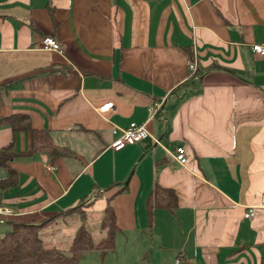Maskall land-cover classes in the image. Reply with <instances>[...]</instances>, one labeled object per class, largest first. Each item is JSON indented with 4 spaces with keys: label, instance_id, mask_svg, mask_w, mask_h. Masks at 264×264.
Listing matches in <instances>:
<instances>
[{
    "label": "crops",
    "instance_id": "1",
    "mask_svg": "<svg viewBox=\"0 0 264 264\" xmlns=\"http://www.w3.org/2000/svg\"><path fill=\"white\" fill-rule=\"evenodd\" d=\"M53 37L60 50L41 47ZM264 0H0V237L84 205L94 241L110 204L115 246L100 264H264ZM195 61L197 70L190 74ZM113 102L101 114L97 108ZM159 103L158 110H151ZM148 132L118 149L113 129ZM186 150L187 163L171 158ZM13 170V174L10 172ZM172 209L147 211L155 185ZM43 240L66 248L78 221ZM97 234V235H96ZM93 263V262H92ZM94 264V263H93Z\"/></svg>",
    "mask_w": 264,
    "mask_h": 264
},
{
    "label": "trees",
    "instance_id": "2",
    "mask_svg": "<svg viewBox=\"0 0 264 264\" xmlns=\"http://www.w3.org/2000/svg\"><path fill=\"white\" fill-rule=\"evenodd\" d=\"M2 124H9L15 130L30 131L32 146L27 153L38 150L52 152L55 149L48 133L45 130L32 129L28 117L24 114L1 118L0 125ZM10 172L13 174V170ZM10 178L0 179V188L12 185ZM91 200L92 196L85 197L77 206L59 212L41 222L10 221V230L0 237V264H86L80 262L82 251L98 250L100 255L103 256L105 252L113 250L118 227L110 204L106 206L101 216L100 227L104 232V236L98 241H94L92 234L86 228L85 222L82 221L66 248L49 247L44 243L40 231L51 218L74 211L82 205L89 204ZM176 203L177 196L174 190L163 188L157 184L146 199V207L149 213L155 207L172 209ZM179 264L187 263L180 261Z\"/></svg>",
    "mask_w": 264,
    "mask_h": 264
},
{
    "label": "built area",
    "instance_id": "3",
    "mask_svg": "<svg viewBox=\"0 0 264 264\" xmlns=\"http://www.w3.org/2000/svg\"><path fill=\"white\" fill-rule=\"evenodd\" d=\"M41 47L43 49H48V50H54V51H59L60 50V44L59 42L54 39L53 37H44L41 40ZM252 51L254 53H257L259 55H264V44H254L251 47ZM197 65L195 61L190 63L189 65V70L190 74H194L196 72ZM113 102H106L99 106L97 108V111L101 114L109 111L112 108ZM160 108L159 103H154L153 107L150 108L152 111L158 110ZM113 132H119L120 135L117 139L113 141L111 144V148L113 149H118L124 145L128 144H136L141 142L145 137H147L148 132L145 129L144 126L142 125H137L136 123H131L128 127L126 128H118L115 127L113 129ZM171 158L178 162L180 165H185L187 163V156H186V150L183 146H178L175 148V150L171 153ZM257 208L264 209V194L260 196V203L257 206H250L246 209L244 213V217L250 218L254 215V212ZM7 209L0 207V213L6 212ZM180 260L178 259L176 261V264H179Z\"/></svg>",
    "mask_w": 264,
    "mask_h": 264
},
{
    "label": "rangeland",
    "instance_id": "4",
    "mask_svg": "<svg viewBox=\"0 0 264 264\" xmlns=\"http://www.w3.org/2000/svg\"><path fill=\"white\" fill-rule=\"evenodd\" d=\"M83 207H85V206L82 205L74 211L59 214V215L55 216V218L54 217L51 218L49 220V222L40 231L41 234L43 233L42 235H43L44 239L45 240L47 238L51 239V237L53 235H57L58 232L62 231L63 222H66V223L71 222L74 224L75 222H72V221H78V227L80 224H82V221H84L85 224H87L88 218H87V215L85 214V212L83 211ZM48 218H50V217H48ZM44 243L46 246H48V244L45 241H44ZM61 246H62V244L61 245L59 244V247H61ZM87 259L91 262V264H93V263L94 264H100L98 254H96V252H93V254Z\"/></svg>",
    "mask_w": 264,
    "mask_h": 264
}]
</instances>
